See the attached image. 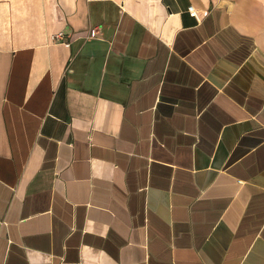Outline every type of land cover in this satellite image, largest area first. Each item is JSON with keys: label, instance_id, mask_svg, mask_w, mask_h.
Wrapping results in <instances>:
<instances>
[{"label": "crops", "instance_id": "1", "mask_svg": "<svg viewBox=\"0 0 264 264\" xmlns=\"http://www.w3.org/2000/svg\"><path fill=\"white\" fill-rule=\"evenodd\" d=\"M0 264H264V0H0Z\"/></svg>", "mask_w": 264, "mask_h": 264}, {"label": "built area", "instance_id": "2", "mask_svg": "<svg viewBox=\"0 0 264 264\" xmlns=\"http://www.w3.org/2000/svg\"><path fill=\"white\" fill-rule=\"evenodd\" d=\"M189 11H190V13L193 14V15L196 14V13H195V10H194L193 7H190V8H189ZM89 37H90V38H92V37L95 38V37H96V31H95V30H91V31H90V35H89ZM62 38H63L62 35H59V36L57 37L58 40H61Z\"/></svg>", "mask_w": 264, "mask_h": 264}]
</instances>
